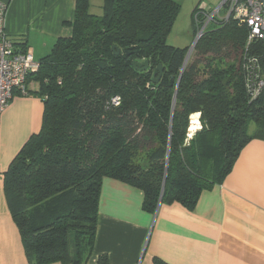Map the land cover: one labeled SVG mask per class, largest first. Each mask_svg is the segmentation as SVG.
Listing matches in <instances>:
<instances>
[{"label": "trees", "instance_id": "trees-1", "mask_svg": "<svg viewBox=\"0 0 264 264\" xmlns=\"http://www.w3.org/2000/svg\"><path fill=\"white\" fill-rule=\"evenodd\" d=\"M75 1L72 37L27 78L26 96L44 104L41 130L4 174L29 264L88 263L105 179L141 190L148 213L174 203L193 210L249 142L264 140V90L251 99L246 88V26H210L186 60L188 48L167 42L177 1L103 0L102 15L92 14L91 0ZM146 61L147 70L133 67Z\"/></svg>", "mask_w": 264, "mask_h": 264}, {"label": "crops", "instance_id": "crops-1", "mask_svg": "<svg viewBox=\"0 0 264 264\" xmlns=\"http://www.w3.org/2000/svg\"><path fill=\"white\" fill-rule=\"evenodd\" d=\"M0 1L8 5V35L25 43L35 61L59 40L72 37L75 0ZM30 88L36 89V83ZM43 112L39 98L15 95L1 116L0 264H29L7 204L4 174L41 130ZM143 201L141 190L104 180L87 264H99L102 257L107 264H156V259L167 264H264V140L249 142L225 180L203 191L193 210L174 203L148 213Z\"/></svg>", "mask_w": 264, "mask_h": 264}, {"label": "built area", "instance_id": "built-area-1", "mask_svg": "<svg viewBox=\"0 0 264 264\" xmlns=\"http://www.w3.org/2000/svg\"><path fill=\"white\" fill-rule=\"evenodd\" d=\"M8 5L0 1V122L16 92L28 94L27 78L38 71L40 64L28 50L15 46L6 31ZM197 32L191 53L204 32L212 25L236 21L248 28L243 54L247 92L256 99L264 90V0H222L215 8L198 7L193 15ZM114 102L118 104V99Z\"/></svg>", "mask_w": 264, "mask_h": 264}, {"label": "rangeland", "instance_id": "rangeland-1", "mask_svg": "<svg viewBox=\"0 0 264 264\" xmlns=\"http://www.w3.org/2000/svg\"><path fill=\"white\" fill-rule=\"evenodd\" d=\"M103 0H91V12L94 15H102V3ZM181 5V9L177 20L168 35L167 42L169 45L177 48H192L195 40L193 34V11L199 5V7H205L208 10L215 9L222 0H175ZM193 52V51H192ZM192 55V54H190ZM196 124L191 122L190 132L193 133L200 127L198 118L195 120ZM254 130V126H251V132Z\"/></svg>", "mask_w": 264, "mask_h": 264}, {"label": "water", "instance_id": "water-1", "mask_svg": "<svg viewBox=\"0 0 264 264\" xmlns=\"http://www.w3.org/2000/svg\"><path fill=\"white\" fill-rule=\"evenodd\" d=\"M114 50L116 51V55H119L121 53L120 50L117 49V48H114ZM191 50H192V48L188 51L187 59L186 60H188V58H189V56L191 54ZM100 66L102 68H104L105 65L103 63H100ZM148 66H149V62L148 61H146L143 64H140V63H137V62H134L133 63V67H135V68H142L144 70H147ZM162 75H163V67H162V65H159V67H158V73H155V77H154L153 82L154 83H158L160 81Z\"/></svg>", "mask_w": 264, "mask_h": 264}, {"label": "bare ground", "instance_id": "bare-ground-1", "mask_svg": "<svg viewBox=\"0 0 264 264\" xmlns=\"http://www.w3.org/2000/svg\"><path fill=\"white\" fill-rule=\"evenodd\" d=\"M199 118V114H196L192 117V124L195 125L196 124V119Z\"/></svg>", "mask_w": 264, "mask_h": 264}]
</instances>
